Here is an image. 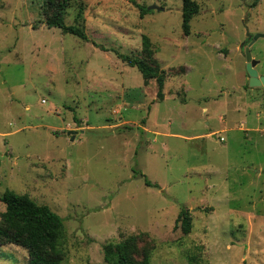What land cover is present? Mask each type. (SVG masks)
<instances>
[{"label":"rangeland","instance_id":"obj_1","mask_svg":"<svg viewBox=\"0 0 264 264\" xmlns=\"http://www.w3.org/2000/svg\"><path fill=\"white\" fill-rule=\"evenodd\" d=\"M194 1L185 36L181 0H69L63 20L82 41L40 23L48 0H0V197L62 219L65 264H106L103 244L129 236L149 264H264V89L248 86L244 58L264 0ZM142 36L162 101L115 54L144 58ZM250 53L264 76V37ZM26 259L0 244V264Z\"/></svg>","mask_w":264,"mask_h":264},{"label":"trees","instance_id":"obj_2","mask_svg":"<svg viewBox=\"0 0 264 264\" xmlns=\"http://www.w3.org/2000/svg\"><path fill=\"white\" fill-rule=\"evenodd\" d=\"M48 2L54 7V11L50 17H43L40 23L48 28H57L63 34L88 41L82 28L64 23L63 12L69 0H48ZM138 10L140 17L150 12L142 6H138ZM198 10V4L194 0H181V30L185 36L190 34V22L198 14ZM141 44L144 58L114 52L122 63L135 68L145 83L149 80L155 81L156 99L162 101L166 76L163 71L150 63L153 50L147 36L141 37ZM98 47L103 51L107 50L102 46ZM144 184L152 186L145 178ZM0 201L4 205V211L0 214V244L23 248L27 253L26 264H65L63 251L59 246L63 223L57 214L48 206L37 204L28 196L18 195L10 190L3 192ZM174 226L179 227L183 234L190 232L191 224L186 209L178 212ZM102 258L106 264H149V250H140L136 237L129 236L115 243L103 244ZM188 263L206 264L200 258L193 256L188 258Z\"/></svg>","mask_w":264,"mask_h":264},{"label":"water","instance_id":"obj_3","mask_svg":"<svg viewBox=\"0 0 264 264\" xmlns=\"http://www.w3.org/2000/svg\"><path fill=\"white\" fill-rule=\"evenodd\" d=\"M147 10H156L161 11L162 8L156 6L155 4L149 6ZM264 37L263 34H255L249 39V43L244 47V58H245V68L248 75V86L249 87H262L264 89V76H258V73L255 69L258 61L252 58L250 53L251 45L258 39ZM76 131L67 132V135L71 136V140H73V136L76 134Z\"/></svg>","mask_w":264,"mask_h":264},{"label":"crops","instance_id":"obj_4","mask_svg":"<svg viewBox=\"0 0 264 264\" xmlns=\"http://www.w3.org/2000/svg\"><path fill=\"white\" fill-rule=\"evenodd\" d=\"M211 134H213V132H210ZM210 133H208V134H210Z\"/></svg>","mask_w":264,"mask_h":264}]
</instances>
